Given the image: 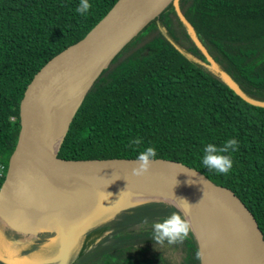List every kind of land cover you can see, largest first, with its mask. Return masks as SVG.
<instances>
[{
    "label": "trees",
    "instance_id": "1",
    "mask_svg": "<svg viewBox=\"0 0 264 264\" xmlns=\"http://www.w3.org/2000/svg\"><path fill=\"white\" fill-rule=\"evenodd\" d=\"M118 1L89 0L93 7L81 16L75 10L80 0H0V197L18 140L25 86L47 60L85 38ZM179 12L217 68L264 102V0H179L97 76L58 154L136 159L155 147L156 158L180 162L234 191L264 233V108L245 102L200 63L209 65ZM136 138L143 143L129 147ZM230 138L239 150L231 153L229 174L204 168L205 146H222ZM115 202L106 215L96 212L98 218L70 243L58 229L27 228L30 221L25 231L34 239L22 257L60 264L57 258L68 248L65 264H202L196 251L211 247L194 230L183 244L161 246L152 239L154 223L173 212L184 215L171 202L131 196Z\"/></svg>",
    "mask_w": 264,
    "mask_h": 264
},
{
    "label": "water",
    "instance_id": "2",
    "mask_svg": "<svg viewBox=\"0 0 264 264\" xmlns=\"http://www.w3.org/2000/svg\"><path fill=\"white\" fill-rule=\"evenodd\" d=\"M178 1L119 0L85 38L51 57L29 80L20 99V130L3 185L6 191L19 187L31 192L38 203V215L28 216L34 217L33 220L21 219L23 224L17 223L20 230L25 231L30 221L29 229L55 230L77 210L83 207L100 209L106 199L115 202L122 196L152 197L172 203L169 199L174 194L176 198L195 201L224 216L240 235L249 264H264V233L261 226L253 212L231 189L170 159L156 158L149 173L139 178L132 175L136 159H66L59 156V150L53 153L46 148L39 135L43 113L53 90L63 77L78 67L95 69L103 64L100 74L116 55L166 9L173 4L178 7ZM179 16L202 49L208 67L219 70L215 60L196 40L187 19L180 12ZM175 47L183 52L177 45ZM219 71L224 81L245 102L264 108V102L249 97L228 74ZM188 181L193 183L189 184ZM68 250L66 248L57 258L60 264H65L62 259ZM0 262L43 264L22 256H2Z\"/></svg>",
    "mask_w": 264,
    "mask_h": 264
},
{
    "label": "bare ground",
    "instance_id": "3",
    "mask_svg": "<svg viewBox=\"0 0 264 264\" xmlns=\"http://www.w3.org/2000/svg\"><path fill=\"white\" fill-rule=\"evenodd\" d=\"M93 72V67L73 69L51 94L39 124V135L43 145L53 153L59 150L70 119L82 100ZM7 195L5 191L0 197V218L6 213ZM169 200L183 211L181 202H177L174 197ZM185 200L194 205L186 215L197 219V225L202 229L198 231L191 222L193 230L212 248L201 245L203 264H249L245 245L231 223L217 211L195 201Z\"/></svg>",
    "mask_w": 264,
    "mask_h": 264
},
{
    "label": "clouds",
    "instance_id": "4",
    "mask_svg": "<svg viewBox=\"0 0 264 264\" xmlns=\"http://www.w3.org/2000/svg\"><path fill=\"white\" fill-rule=\"evenodd\" d=\"M92 7L93 5L89 3V0H80V3L75 10L81 16H87ZM141 143H143V141L140 138H136L130 142L129 147L132 145H139ZM238 150V141L231 138L228 139L222 146L207 144L203 150L204 154L202 157V165L204 168L217 175H227L233 169V159L231 153ZM157 154L156 148L152 146H149L141 151L136 158V166L132 169V175L138 178L147 175L152 168L153 162L156 160ZM188 183L192 184L193 181L191 183L188 181ZM109 194L111 195V193ZM173 197L177 202L182 203L184 215L179 212H173L162 221L156 222L152 225V239L155 244L161 246L165 243L170 246L183 244L189 239L190 233L193 231L191 222L185 217L194 205H191L183 198H176L174 194ZM145 222H147V218H145ZM196 258L198 260H203L204 253L197 250Z\"/></svg>",
    "mask_w": 264,
    "mask_h": 264
},
{
    "label": "rangeland",
    "instance_id": "5",
    "mask_svg": "<svg viewBox=\"0 0 264 264\" xmlns=\"http://www.w3.org/2000/svg\"><path fill=\"white\" fill-rule=\"evenodd\" d=\"M200 63L204 67H208L206 63ZM103 66L104 65L102 64L94 69L93 75L85 92L98 76ZM211 70L214 74L224 80V76L219 70ZM6 202L7 206L5 208V219L0 221V257L17 258L22 256L23 248L29 243L30 239H32V236H28L27 234L23 235V233L19 230L20 228H14V222L21 225L23 224L21 219L25 217L28 218V216L33 215L37 216L38 213L36 211H38V203L31 192H27L24 189L21 190L19 187L11 188L8 191ZM118 204L119 203L114 202L112 199H106L100 209L93 210L92 207H88L81 211L77 210L71 214L66 221L60 224L57 229L60 230L63 238H65L69 243L73 242V240L80 234V231L92 224L98 218L100 214L96 216V212L100 211L102 212V215H106L108 212L115 209ZM186 217L190 222L195 224L198 231L202 230L201 227L197 225V219L187 215ZM6 218L10 219L12 224L7 225L8 223L6 222ZM24 238L26 242L24 241Z\"/></svg>",
    "mask_w": 264,
    "mask_h": 264
},
{
    "label": "crops",
    "instance_id": "6",
    "mask_svg": "<svg viewBox=\"0 0 264 264\" xmlns=\"http://www.w3.org/2000/svg\"><path fill=\"white\" fill-rule=\"evenodd\" d=\"M7 193H8V191H7ZM5 215H6V213H4L3 215H1L0 221H1L2 219H5ZM29 218H30L31 220H33L34 217H29ZM29 218H28V220H30ZM24 219H26V217H25ZM14 221H15V220H14ZM6 222L8 223L7 225L12 224L11 220H10V219H7V218H6ZM16 222H17V221H16ZM14 224H15L14 228L17 229V228H18V227H17V223L14 222ZM18 229H19V228H18ZM19 230H20V229H19ZM20 231L23 233V235L26 234L25 231H22V230H20ZM33 239H34V237H32V239H30L29 242H31V240H33ZM24 241H25V238H24ZM25 242H26V241H25ZM24 250H25V247L23 248V252H24Z\"/></svg>",
    "mask_w": 264,
    "mask_h": 264
},
{
    "label": "built area",
    "instance_id": "7",
    "mask_svg": "<svg viewBox=\"0 0 264 264\" xmlns=\"http://www.w3.org/2000/svg\"><path fill=\"white\" fill-rule=\"evenodd\" d=\"M4 167L0 165V180L3 178Z\"/></svg>",
    "mask_w": 264,
    "mask_h": 264
}]
</instances>
